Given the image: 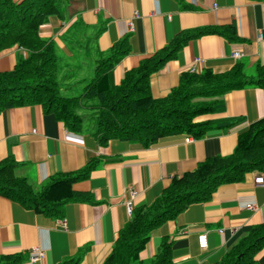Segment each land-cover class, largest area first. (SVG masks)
I'll use <instances>...</instances> for the list:
<instances>
[{"label":"crops","instance_id":"crops-1","mask_svg":"<svg viewBox=\"0 0 264 264\" xmlns=\"http://www.w3.org/2000/svg\"><path fill=\"white\" fill-rule=\"evenodd\" d=\"M62 12V20L50 17L40 27V36L51 40L66 58L85 57L87 62L80 61L86 63L81 69L85 73L129 37L130 53L112 72L116 86L128 71L169 46L179 34L201 28L236 29V41L219 34L188 41L175 59L152 74L150 90L155 99L166 97L186 72L209 70L220 75L241 65L253 76L256 66L264 65V0H64ZM236 50L242 58L233 57ZM27 56L16 46L0 51V72L13 70ZM221 101L223 111L200 116L196 122L219 125L238 120L234 127L210 130L202 139L165 137L150 147L121 140L102 147L90 128L70 131L40 105L0 113V163L8 159L18 163L15 175L25 178L36 192L53 176L79 172L96 161L89 178L73 187L92 200L66 204L63 220L37 214L0 195V257L20 256V264H59L69 258H80V264H103L130 220L128 203L133 209L150 206L173 178L193 171L208 158L231 155L239 136L264 119V88L230 91ZM256 173L219 187L210 200L192 204L152 230L140 260L155 257L167 240L173 264L219 263L252 227L264 224V189L254 184ZM203 234L208 239L204 250L199 247ZM36 248L44 255L31 262ZM254 264H264V249Z\"/></svg>","mask_w":264,"mask_h":264},{"label":"trees","instance_id":"trees-1","mask_svg":"<svg viewBox=\"0 0 264 264\" xmlns=\"http://www.w3.org/2000/svg\"><path fill=\"white\" fill-rule=\"evenodd\" d=\"M63 5L64 0H23L20 3L0 0V51L16 46L28 53L26 58L18 60L13 70L0 72V113L11 108L40 105L73 132H81L86 121L92 120L94 126L89 129L90 133L102 147L111 140L150 147L165 137L188 135L202 139L210 130L234 127L238 120L214 125L209 121L196 122V119L223 111L221 98L230 91L264 88V65H257L253 76L239 65L220 75L209 70L201 74L183 73L179 85L166 97L153 98L152 74L175 59L191 39L219 34L236 41V29L229 26L179 34L169 46L128 71L116 86L112 82L113 69L130 53L129 37H125L110 49L109 55L95 60L93 76L87 79L84 74L85 84L79 95H63L64 87L58 82L62 66L56 46L39 33L50 17L64 18ZM17 167L13 159L0 163V195L27 210L63 220L66 204L92 200L90 195L79 194L73 187L89 178L96 167L95 160L79 172L53 176L40 192H36L25 178L15 175ZM255 171L264 173V119L239 136L231 155L200 162L193 171L173 178L153 204L134 208L103 264H173L172 246L167 240L162 242L155 257L146 262L140 260L152 230L175 219L192 204L210 200L219 187L240 183ZM263 249L264 224L252 227L217 264H254L255 257ZM22 259L2 256L0 264H20ZM59 264H80V258H69Z\"/></svg>","mask_w":264,"mask_h":264},{"label":"rangeland","instance_id":"rangeland-1","mask_svg":"<svg viewBox=\"0 0 264 264\" xmlns=\"http://www.w3.org/2000/svg\"><path fill=\"white\" fill-rule=\"evenodd\" d=\"M56 54L60 60V65L62 66L61 71L58 74V82L62 87H64L62 94L69 97L79 95L82 92V88L85 84L82 81L85 79L84 74L87 75V79H90L93 76L94 67L90 68L89 66L90 70L88 73H85V70L81 69L85 67L86 63L80 64V61L87 62L85 57L82 56L74 59L66 58V56L62 53V51L59 50L58 47H56ZM72 74L73 77L70 76ZM66 88H68V90H66ZM85 125V127L92 128L94 126V122L92 120H87Z\"/></svg>","mask_w":264,"mask_h":264},{"label":"built area","instance_id":"built-area-1","mask_svg":"<svg viewBox=\"0 0 264 264\" xmlns=\"http://www.w3.org/2000/svg\"><path fill=\"white\" fill-rule=\"evenodd\" d=\"M262 38H263V36L260 35L259 39H262ZM242 56H243V53L238 51V50L233 52V57L235 59H240V58H242ZM186 141L189 142L190 139H187ZM254 184L256 186L264 189V173H261V172L256 173V176L254 179ZM248 208H250L252 210L256 209L252 205H248ZM132 211H133V205H132V203H128V215L129 216L132 215ZM207 246H208L207 235L203 234L199 237V247L204 250L207 248ZM43 255H44L43 251L39 248H36V249H34L33 253L31 254L30 260H31V262H37L38 260L41 259V257H43Z\"/></svg>","mask_w":264,"mask_h":264}]
</instances>
